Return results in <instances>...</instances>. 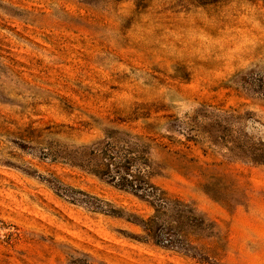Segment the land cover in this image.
<instances>
[{
  "label": "rangeland",
  "instance_id": "1",
  "mask_svg": "<svg viewBox=\"0 0 264 264\" xmlns=\"http://www.w3.org/2000/svg\"><path fill=\"white\" fill-rule=\"evenodd\" d=\"M0 264H264V0H0Z\"/></svg>",
  "mask_w": 264,
  "mask_h": 264
},
{
  "label": "trees",
  "instance_id": "2",
  "mask_svg": "<svg viewBox=\"0 0 264 264\" xmlns=\"http://www.w3.org/2000/svg\"><path fill=\"white\" fill-rule=\"evenodd\" d=\"M110 166H113V164H102L101 172L103 173L101 175L103 177H107L112 182L120 181V186L128 188L131 191L137 192L139 194L143 193L144 196L147 198L156 199L155 202L161 203V205L163 204V206L166 204V200H164V195L162 193H159L156 188L149 184V182L141 180V178L133 177L131 174L125 172L124 170L123 175L121 176H119L120 174L118 172H113L114 174H112L111 170H109ZM116 169L120 168H117L116 166ZM125 178H129L130 180H127Z\"/></svg>",
  "mask_w": 264,
  "mask_h": 264
}]
</instances>
